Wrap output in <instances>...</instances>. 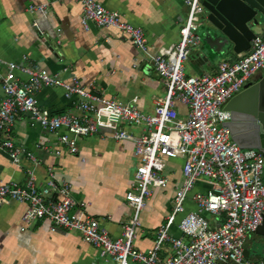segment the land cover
Returning a JSON list of instances; mask_svg holds the SVG:
<instances>
[{
    "label": "built area",
    "instance_id": "1",
    "mask_svg": "<svg viewBox=\"0 0 264 264\" xmlns=\"http://www.w3.org/2000/svg\"><path fill=\"white\" fill-rule=\"evenodd\" d=\"M74 1L81 6L80 24L85 31L94 25L127 36L164 82L165 97L154 113L147 115L134 105L92 92L90 84L76 77L65 81L44 69L0 59V149L15 166L20 155L35 161L11 140L9 132L19 115L28 116L46 133H59L61 148L54 152L57 156L61 149L77 155V139L99 130L108 131L114 141H130L138 164L125 200L133 214L122 225L121 237L112 240L87 214V203L72 198L69 182L49 171L39 187L33 170L26 172L24 185L12 181L0 184V207L25 204L22 230L40 220L50 224L51 232L75 231L84 243L115 264H264V259L252 262L244 258L246 238L256 232L264 217L263 155L240 149L223 126L230 120L224 105L264 70V34L255 36L250 49L234 62L218 63L214 74L187 76L184 65L200 44L198 29L204 14L201 0H182L187 15L178 31V41L159 54L149 52L143 29L126 22L117 11L95 0ZM45 9L40 6L29 10L41 13ZM44 87L61 89L66 99L75 97L77 113L53 115L40 108L36 94ZM176 105L186 108L185 119L180 118ZM127 127L138 130V135ZM175 160L181 161L182 181L176 188L171 211L159 226L154 245L138 251L133 241L141 226L140 214L153 189L168 186L165 169L169 161ZM199 181L209 184L205 192H194ZM188 200L195 211L186 212ZM206 215L215 217L217 224L211 225ZM175 224L179 237L170 235ZM164 244H169L172 252L165 260L160 257Z\"/></svg>",
    "mask_w": 264,
    "mask_h": 264
},
{
    "label": "crops",
    "instance_id": "2",
    "mask_svg": "<svg viewBox=\"0 0 264 264\" xmlns=\"http://www.w3.org/2000/svg\"><path fill=\"white\" fill-rule=\"evenodd\" d=\"M95 1L142 28L151 54H159L178 41V31L187 15L182 0ZM40 6L46 7L44 12L29 10ZM80 18L81 6L74 0H0V59L44 69L65 81L76 77L83 84H90L92 92L152 115L157 103L165 97L166 88L150 62L131 45L126 35L94 25L85 31ZM254 32L256 36L264 34V19ZM202 49L203 45L199 44L190 54L184 65L187 76L214 74L218 63H232L238 57L229 53L205 63L201 59ZM258 74H264V70ZM2 98L0 83V102ZM36 100L40 108L53 115L77 113V99H66L59 88H42ZM176 109L180 118L185 119L186 108L176 105ZM126 129L135 135L139 133L134 128ZM9 134L13 143L24 148L35 161L20 155L15 166L6 151L0 149V184L12 181L24 185L26 172L33 170L41 187L51 171L57 179L72 185V198L87 203V214L99 222L112 240L121 237L122 225L133 214L125 200L138 164L132 142L114 141L108 131L99 130L77 139V155L61 149L57 156L54 152L61 148L57 140L59 133L44 132L26 115L17 117ZM167 168L168 186L153 189L140 214L141 226L133 241V248L138 251H147L154 245L158 228L169 215L176 188L182 181L178 160L169 161ZM208 188L207 182L199 181L194 192H205ZM25 210L22 203L0 207V264H115L84 243L75 231L51 232L50 224L40 220L22 230ZM192 211L195 207L188 200L186 212ZM206 218L211 225L217 224L212 215ZM170 235L180 236L176 224L171 227ZM259 239L255 233L246 238L244 250L249 252V261H257L252 253ZM171 253L170 245L164 244L160 257L165 260Z\"/></svg>",
    "mask_w": 264,
    "mask_h": 264
},
{
    "label": "water",
    "instance_id": "3",
    "mask_svg": "<svg viewBox=\"0 0 264 264\" xmlns=\"http://www.w3.org/2000/svg\"><path fill=\"white\" fill-rule=\"evenodd\" d=\"M201 4L204 14L200 25L204 27L199 29L198 36L203 45V62L212 63L229 53L239 56L250 49L256 36L254 30L264 19V0H201ZM223 110L230 114V120L223 126L229 130L232 142L242 150L263 155L264 180V74H258L244 85ZM255 234L260 239L252 254L261 260L264 259V217ZM244 258L249 259L246 250Z\"/></svg>",
    "mask_w": 264,
    "mask_h": 264
},
{
    "label": "rangeland",
    "instance_id": "4",
    "mask_svg": "<svg viewBox=\"0 0 264 264\" xmlns=\"http://www.w3.org/2000/svg\"><path fill=\"white\" fill-rule=\"evenodd\" d=\"M168 172H169V168L166 167V169H165V173L168 174ZM140 223H141V222H140Z\"/></svg>",
    "mask_w": 264,
    "mask_h": 264
}]
</instances>
